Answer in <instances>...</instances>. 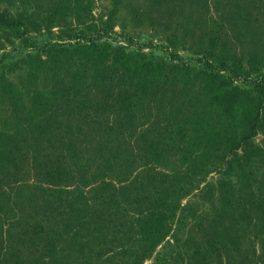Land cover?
Here are the masks:
<instances>
[{
  "label": "rangeland",
  "instance_id": "374dc122",
  "mask_svg": "<svg viewBox=\"0 0 264 264\" xmlns=\"http://www.w3.org/2000/svg\"><path fill=\"white\" fill-rule=\"evenodd\" d=\"M0 13L24 28L0 24V264L136 260L135 221L159 202L166 236L140 264L177 239L250 231L264 119L245 161L227 137L258 111L264 0H0ZM212 79L245 94L216 97Z\"/></svg>",
  "mask_w": 264,
  "mask_h": 264
},
{
  "label": "trees",
  "instance_id": "16d2710c",
  "mask_svg": "<svg viewBox=\"0 0 264 264\" xmlns=\"http://www.w3.org/2000/svg\"><path fill=\"white\" fill-rule=\"evenodd\" d=\"M0 24L8 29L16 30L20 34L24 33V28L19 19L10 18L0 13ZM85 38V37H84ZM234 69V66L232 67ZM234 70L227 72L231 77L236 76ZM221 79H217L219 81ZM250 85L254 89L255 99L257 100L258 111L251 125L246 126V130L242 135H238L236 131L232 136L227 137L234 143L229 146L228 152L236 148H242L245 155L242 159L250 158L248 152L252 149L250 145L251 135L255 125L261 124L264 119V73H261L256 78L251 79ZM213 79L207 83L209 88H214L216 97H223V95H239L245 94L243 90L237 87H230L226 80L216 82ZM206 85V86H207ZM257 122V123H256ZM263 125V123H262ZM264 132V131H263ZM197 134V133H196ZM227 134V132H226ZM195 137V133L193 134ZM196 137L201 138L198 133ZM255 151L261 150L259 146H255ZM187 150V147H184ZM190 152V151H189ZM195 159V156H194ZM181 177V176H180ZM180 187H178V190ZM222 190V188H221ZM223 192V191H222ZM221 195V191H219ZM223 201V198L220 197ZM165 201V200H164ZM261 207L255 208V218L252 221L250 231L241 228L237 224H228L221 229H213L211 240L207 243H193L185 239H177L176 244L162 246L161 252L154 258V263L158 264H264V199L259 201ZM169 204L166 202L158 203L157 209L141 215L136 221V234L138 243V252L136 260L128 261L121 260L116 264H140L142 260L152 254L155 247L166 236V229L168 216L170 215ZM185 208L181 209L178 217L179 223L186 218ZM184 210V211H183ZM173 218V217H172ZM165 232V234H164ZM255 243H258L255 247Z\"/></svg>",
  "mask_w": 264,
  "mask_h": 264
}]
</instances>
